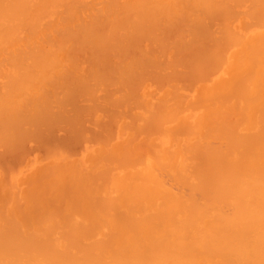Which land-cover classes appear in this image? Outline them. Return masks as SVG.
I'll list each match as a JSON object with an SVG mask.
<instances>
[{"label": "bare ground", "instance_id": "obj_1", "mask_svg": "<svg viewBox=\"0 0 264 264\" xmlns=\"http://www.w3.org/2000/svg\"><path fill=\"white\" fill-rule=\"evenodd\" d=\"M0 264H264V0H0Z\"/></svg>", "mask_w": 264, "mask_h": 264}]
</instances>
